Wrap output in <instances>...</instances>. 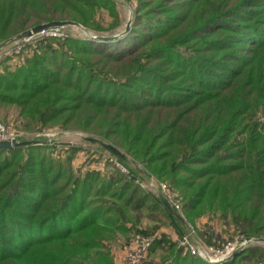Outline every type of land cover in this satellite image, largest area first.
Listing matches in <instances>:
<instances>
[{"label":"trees","instance_id":"obj_1","mask_svg":"<svg viewBox=\"0 0 264 264\" xmlns=\"http://www.w3.org/2000/svg\"><path fill=\"white\" fill-rule=\"evenodd\" d=\"M134 2L128 31L96 40L121 30L115 0H0V42L52 20L91 35L39 40L0 74V104L19 107L27 127L78 130L129 160L118 159L128 173L111 162L107 176L81 177L47 142L0 148V264H113L107 242L142 220L180 237L189 220L136 182L152 176L178 190L185 216L213 210L239 237L264 238V0ZM205 227L198 237L219 241ZM152 235L145 264H159L156 249L161 264H209ZM261 244L222 264H250Z\"/></svg>","mask_w":264,"mask_h":264},{"label":"rangeland","instance_id":"obj_2","mask_svg":"<svg viewBox=\"0 0 264 264\" xmlns=\"http://www.w3.org/2000/svg\"><path fill=\"white\" fill-rule=\"evenodd\" d=\"M115 0V9H113L119 16L120 27L123 29L129 21V18L132 16V6L134 0ZM100 19L102 23L104 22L109 24L112 22L113 17L108 16V14L103 11ZM43 23V22H42ZM29 28V27H28ZM27 29V28H26ZM117 29V30H119ZM62 31L67 33L68 36L85 38L86 36H91L81 27L66 25L63 26ZM15 35V34H14ZM13 36V35H12ZM11 37V36H10ZM45 37L40 35V33H34L20 41L13 42L6 45L0 50V74L4 73L6 70H15L23 61L26 56L32 54L34 50L37 49V46H40L39 40ZM39 42V43H38ZM45 44V41H43ZM52 44V42H50ZM54 44V43H53ZM43 45V44H42ZM69 54V52H67ZM8 104V103H7ZM0 104V121L11 125L16 128L21 134V140H33V139H47L48 148L44 151L48 154L49 157H53L59 160H65L67 157H70L71 170L76 176L83 177L86 173L97 170L100 171L103 175H108L112 170V161H110V155L107 151L100 149L94 144L88 143L83 139V136H86V133L78 130H65L58 127L53 128H39L38 126L27 127L24 125L25 119L18 114L20 108L14 104ZM57 144H52V142ZM49 142V143H48ZM108 161V162H107ZM112 162V163H111ZM114 164V163H113ZM154 181V183H163L166 182L164 179H158L151 177L149 180ZM167 183V182H166ZM179 192L177 189H173V196H175L176 201L180 203V197L178 196ZM181 204V203H180ZM185 216V215H184ZM189 220L190 224L193 225L195 231L198 233L200 230H206L205 225L210 226L209 232L216 231L221 233V238L219 241H224V239H231L239 237L235 234L232 228L223 226L221 216L219 212H214L213 210H206L204 213L199 214V216H185ZM141 227L143 228L141 232H128L126 235H117V238L112 241L107 242L108 246V256L111 259L113 264H121L122 257L124 255V249L126 244L133 238L135 235H146L154 237L152 234L155 233H167L171 238H174L173 230L167 225H159L157 228H154L153 224H149L147 221H141ZM145 231V232H144ZM173 233H171V232ZM208 232V233H209ZM128 235V239L124 241L123 238ZM176 235V234H175ZM229 236H233L228 238ZM175 239V238H174ZM177 240V239H176ZM216 240V239H214ZM244 240V238H243ZM255 243V241L247 243L248 245ZM260 246L264 250V242H261ZM247 244L245 246H247ZM244 246V247H245ZM238 247V246H237ZM236 247V248H237ZM155 262H167L164 257L167 256V253L163 250L156 249L152 252L151 255ZM107 260H102V264H108ZM225 263V262H224ZM210 264V263H209ZM211 264H222V262H216ZM250 264H264V253L258 259L253 260Z\"/></svg>","mask_w":264,"mask_h":264},{"label":"built area","instance_id":"obj_3","mask_svg":"<svg viewBox=\"0 0 264 264\" xmlns=\"http://www.w3.org/2000/svg\"><path fill=\"white\" fill-rule=\"evenodd\" d=\"M62 28L63 26L49 27L36 33H40V35L45 36H55L62 38L67 37L68 34L63 32ZM20 134L21 133L16 128L0 121V140H20ZM110 156V161H112L122 172L128 173L125 167L115 156ZM136 182L141 188L151 193L162 194L169 202L171 207L177 211L181 217L185 218L181 204L176 201L175 196H173V190L166 182L157 184L154 183L152 179L146 183L139 180H136ZM186 223V232L180 237L176 238L178 244L183 247L185 252H188L189 254L196 256L210 264L220 262L222 258L230 255L232 251L243 241L242 237H236L226 239L224 241H214L207 243L198 237L197 232L195 231V228L192 224L188 222ZM153 238L146 235L141 236V234L133 236V238H131V240L125 246L121 264H145L148 248L150 247ZM149 264L155 263L152 262Z\"/></svg>","mask_w":264,"mask_h":264},{"label":"water","instance_id":"obj_4","mask_svg":"<svg viewBox=\"0 0 264 264\" xmlns=\"http://www.w3.org/2000/svg\"><path fill=\"white\" fill-rule=\"evenodd\" d=\"M131 22V18H129L128 23L126 24L125 28L120 30L119 32L113 34V35H93L92 38L96 39V40H111L114 39L115 37H118L124 33H126L129 29V25ZM66 25H70V26H76V27H82L78 22L76 21H72V20H52V21H47V22H43V23H39L36 25H33L3 41L0 42V50L2 48H4L6 45L11 44L13 42L16 41H20L22 39H24L25 37H28L42 29H46L49 27H55V26H66ZM85 139L89 142H93V143H97L99 145H101L106 151H108L110 154H112L113 156H115L117 159L121 160L124 163H128L129 160L128 158L121 152L119 151L117 148H115L114 146H112L109 143L104 142L103 140L99 139V138H94V137H85ZM47 139H33V140H0V148H5V149H11L17 146H21V145H27V144H40V143H46ZM161 201L163 202L164 206L174 215V217L182 224L185 225V220L177 213V211H175L171 205L169 204V202L164 198V196L162 194H159ZM264 242V238L260 237V238H253V237H245L244 240L242 241V243L235 248L232 253L230 255H228L225 258H222L220 260V262L224 263L227 262L228 260H230L233 256H235L236 254H238L240 251L243 250L244 246L247 243L250 242Z\"/></svg>","mask_w":264,"mask_h":264},{"label":"crops","instance_id":"obj_5","mask_svg":"<svg viewBox=\"0 0 264 264\" xmlns=\"http://www.w3.org/2000/svg\"><path fill=\"white\" fill-rule=\"evenodd\" d=\"M172 229V228H171ZM173 230V229H172ZM171 232V231H170ZM174 232V231H173ZM173 232H171V233H173ZM173 236H174V238L176 239L177 238V236L173 233ZM173 238V239H174Z\"/></svg>","mask_w":264,"mask_h":264}]
</instances>
